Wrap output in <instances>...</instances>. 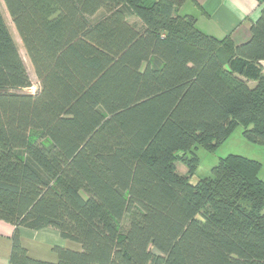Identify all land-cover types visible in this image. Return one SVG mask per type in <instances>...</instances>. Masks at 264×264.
<instances>
[{
	"label": "trees",
	"instance_id": "obj_1",
	"mask_svg": "<svg viewBox=\"0 0 264 264\" xmlns=\"http://www.w3.org/2000/svg\"><path fill=\"white\" fill-rule=\"evenodd\" d=\"M0 220L9 264H264L261 163L196 149L241 125L264 144V4L236 43L195 0H2ZM177 163L186 172L177 169ZM76 246L31 256L19 228Z\"/></svg>",
	"mask_w": 264,
	"mask_h": 264
},
{
	"label": "crops",
	"instance_id": "obj_2",
	"mask_svg": "<svg viewBox=\"0 0 264 264\" xmlns=\"http://www.w3.org/2000/svg\"><path fill=\"white\" fill-rule=\"evenodd\" d=\"M263 4L264 0H195L186 3L184 10L196 16L197 24L203 31L217 37L229 34L236 43H240L249 38V25L258 17ZM262 66L264 69V61ZM13 230V225L0 220V264H9ZM19 234L28 253L40 259L55 260L53 245L74 246L61 239L53 228L30 230L20 227Z\"/></svg>",
	"mask_w": 264,
	"mask_h": 264
},
{
	"label": "rangeland",
	"instance_id": "obj_3",
	"mask_svg": "<svg viewBox=\"0 0 264 264\" xmlns=\"http://www.w3.org/2000/svg\"><path fill=\"white\" fill-rule=\"evenodd\" d=\"M0 11L10 30V33L15 41V44L25 63L27 72L30 77L31 87L23 90L32 92L37 86V79L30 65V62L27 56L25 55L20 39L15 31L11 18L8 15L2 0H0ZM242 129L243 127L241 125L235 127L230 132L228 137L212 150H208L199 146L196 149V153L199 156V162L191 180L195 181L199 177L210 175L211 167L217 163L220 157L225 156L229 153L240 154L258 160L262 164L259 170V176L264 180V144H256L249 142L242 134ZM177 169L180 172H186V167L181 163H177Z\"/></svg>",
	"mask_w": 264,
	"mask_h": 264
}]
</instances>
